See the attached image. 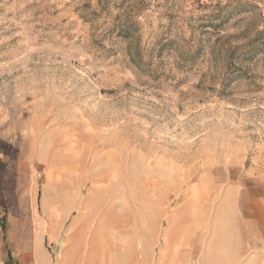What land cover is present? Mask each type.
<instances>
[{"label":"rangeland","instance_id":"rangeland-1","mask_svg":"<svg viewBox=\"0 0 264 264\" xmlns=\"http://www.w3.org/2000/svg\"><path fill=\"white\" fill-rule=\"evenodd\" d=\"M0 219V264H264V0H0Z\"/></svg>","mask_w":264,"mask_h":264},{"label":"crops","instance_id":"crops-1","mask_svg":"<svg viewBox=\"0 0 264 264\" xmlns=\"http://www.w3.org/2000/svg\"><path fill=\"white\" fill-rule=\"evenodd\" d=\"M69 247H70V244L68 246L66 244V249L64 251V255H66V257L68 256V253H69ZM218 259H219V255H217L216 252L208 251L204 258L203 263L204 264H217ZM188 264H190V261Z\"/></svg>","mask_w":264,"mask_h":264},{"label":"bare ground","instance_id":"bare-ground-1","mask_svg":"<svg viewBox=\"0 0 264 264\" xmlns=\"http://www.w3.org/2000/svg\"><path fill=\"white\" fill-rule=\"evenodd\" d=\"M61 246L63 247V248H66V245H65V243H64V241L63 242H61ZM60 255V254H59ZM58 255V256H59ZM60 258V257H59ZM68 257H66V255H63V258H62V260H61V262L60 263H58V264H68Z\"/></svg>","mask_w":264,"mask_h":264},{"label":"trees","instance_id":"trees-1","mask_svg":"<svg viewBox=\"0 0 264 264\" xmlns=\"http://www.w3.org/2000/svg\"><path fill=\"white\" fill-rule=\"evenodd\" d=\"M0 226L2 229H4V226H3V220L0 219Z\"/></svg>","mask_w":264,"mask_h":264}]
</instances>
